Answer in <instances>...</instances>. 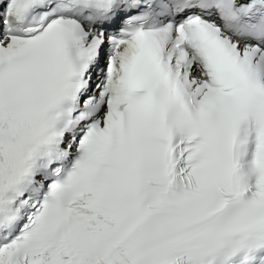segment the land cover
Returning a JSON list of instances; mask_svg holds the SVG:
<instances>
[{
  "label": "snow or ice",
  "instance_id": "6c2138e0",
  "mask_svg": "<svg viewBox=\"0 0 264 264\" xmlns=\"http://www.w3.org/2000/svg\"><path fill=\"white\" fill-rule=\"evenodd\" d=\"M0 264H264V0H0Z\"/></svg>",
  "mask_w": 264,
  "mask_h": 264
}]
</instances>
